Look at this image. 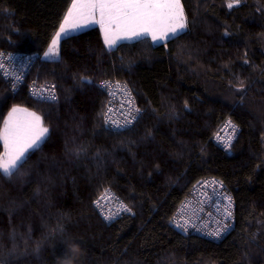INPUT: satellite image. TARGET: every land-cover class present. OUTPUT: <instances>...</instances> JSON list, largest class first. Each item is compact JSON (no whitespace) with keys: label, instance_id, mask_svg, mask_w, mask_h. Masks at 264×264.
I'll list each match as a JSON object with an SVG mask.
<instances>
[{"label":"trees","instance_id":"trees-1","mask_svg":"<svg viewBox=\"0 0 264 264\" xmlns=\"http://www.w3.org/2000/svg\"><path fill=\"white\" fill-rule=\"evenodd\" d=\"M232 2L182 0L188 28L161 43L143 36L109 48L94 25L48 58L73 0H0V53L37 54L28 78L58 93L33 99L0 71V132L15 106L48 128L12 175L0 171V264H264V0ZM110 78L137 100L129 128L105 122ZM228 118L239 132L227 152L214 135ZM209 176L237 204L220 241L171 223ZM105 188L133 212L106 221L95 207Z\"/></svg>","mask_w":264,"mask_h":264},{"label":"built area","instance_id":"built-area-1","mask_svg":"<svg viewBox=\"0 0 264 264\" xmlns=\"http://www.w3.org/2000/svg\"><path fill=\"white\" fill-rule=\"evenodd\" d=\"M37 59V54L3 51L0 53V64L3 65L0 67L1 74L15 92L26 84L28 94L33 99L56 101L58 93L54 82H40L37 79L28 78ZM102 87L108 96L104 112L105 122L116 130L133 126L138 119L140 109L130 86L121 80L110 78L103 81ZM53 96L55 99L51 98ZM128 121L131 122L128 123ZM238 132V124L228 118L218 127L214 140L222 150L228 152ZM105 190H108L107 194ZM101 197L104 199L101 200L100 206H97L96 201ZM228 197L231 198L230 201ZM95 207L109 222L133 212L124 198L111 188H105L101 192L95 200ZM125 207L131 211H126ZM236 210V201L223 180L216 176H209L200 179L191 188L189 194L178 205L171 223L186 233L220 241L235 229ZM229 211L232 213L231 216L227 215ZM109 216L111 218L106 219ZM218 230L220 231L218 236L212 234Z\"/></svg>","mask_w":264,"mask_h":264},{"label":"snow or ice","instance_id":"snow-or-ice-1","mask_svg":"<svg viewBox=\"0 0 264 264\" xmlns=\"http://www.w3.org/2000/svg\"><path fill=\"white\" fill-rule=\"evenodd\" d=\"M239 2L240 0H233L228 7L231 8ZM97 13L99 20L94 19ZM82 20L102 26L104 41L109 48L115 44L113 32L123 33V38L127 39L151 36L154 41H163L172 38L178 34V30L187 27L182 0H74L59 30L52 38L45 56L57 57L61 39L67 38L73 29L81 27ZM0 67L3 65L0 64ZM51 98L55 99L54 96ZM12 111L24 112L28 119L24 122L5 121L4 130L0 132V139L3 140L6 149V158L0 157V171L5 175H12L22 165L24 152L28 148H39L48 132V128L43 126L42 118L35 112H27L26 109L19 108H14ZM107 191L105 190L106 194ZM103 199L104 197H101L96 201L97 206H100ZM228 199L231 200L230 197ZM125 210L131 211L126 207ZM227 215L231 216L232 213L229 211ZM110 218V216L106 217V219ZM212 234L218 236L220 231Z\"/></svg>","mask_w":264,"mask_h":264},{"label":"rangeland","instance_id":"rangeland-1","mask_svg":"<svg viewBox=\"0 0 264 264\" xmlns=\"http://www.w3.org/2000/svg\"><path fill=\"white\" fill-rule=\"evenodd\" d=\"M185 14H186V13H185ZM186 17H187V16H186ZM94 19H95V20H99V19H100L98 13H97L96 16L94 17ZM80 23H81V25H82L80 28H84L85 26H87V24H98V23L87 22V21H83V20L80 21ZM187 28H188V21H187V27H186L185 29H183V30H178V34H179L180 32L185 31ZM75 30H76V29H73V30L71 31V34H72V32H75ZM103 32H104V30H103ZM123 35H124L123 33H116V32H113V33H112V36H113V38L115 39V44H114L112 47L116 46V45H117L119 42H121V41L137 39L136 37H132V38H130V39L123 38ZM169 35L171 36V33H170ZM176 35H177V34H176ZM172 37H173V36H172ZM139 38H140V37H139ZM61 40H62V39H61ZM166 40H168V39H165V40H163V41H154V40H153V42H154V43H161V42H164V41H166ZM60 42H61V41H60ZM59 45H60V43H59ZM47 51H48V50H47ZM47 51H46V52H47ZM58 57H59V54H58V56L55 57V58H58ZM48 58H52V57H48ZM14 108L26 109L27 112H34V111H32V110H30V109H28V108H26V107H23V106H15V107H13V108L11 109V111L9 112L6 121H10V122L20 121V122H24V121H26V120L28 119L27 114L24 113V112H16V113H13L12 110H13ZM36 114H37V113H36ZM37 115H39V114H37ZM39 116H40V115H39ZM43 126H44V125H43ZM4 127H5V124L3 125V128H2V130H1V132H3ZM44 127H46V126H44ZM47 134H48V132L46 133L45 137L47 136ZM45 137L43 138V140L45 139ZM1 141L3 142L2 139H1ZM3 145H4V142H3ZM30 149H32V148H28L27 151L24 152L23 159H24L26 153L28 152V150H30ZM5 154H6V149H5V146H4V151H3L1 157H5ZM5 158H6V157H5Z\"/></svg>","mask_w":264,"mask_h":264},{"label":"crops","instance_id":"crops-1","mask_svg":"<svg viewBox=\"0 0 264 264\" xmlns=\"http://www.w3.org/2000/svg\"><path fill=\"white\" fill-rule=\"evenodd\" d=\"M73 2H74V0H73ZM185 11V10H184ZM94 25H98V26H100V28H101V30H102V32H103V28H102V26L100 25V24H87V26H85L84 28H80V27H78V28H75L76 30H75V32H78V31H80V30H83V29H85V28H87V27H90V26H94ZM75 32H72V33H75ZM103 36H104V32H103ZM151 37V36H150ZM108 46V45H107ZM109 47V46H108ZM45 56V55H44ZM44 56H42V57H44ZM46 57V56H45Z\"/></svg>","mask_w":264,"mask_h":264},{"label":"water","instance_id":"water-1","mask_svg":"<svg viewBox=\"0 0 264 264\" xmlns=\"http://www.w3.org/2000/svg\"><path fill=\"white\" fill-rule=\"evenodd\" d=\"M84 81H90L89 79L84 78ZM174 229H176L177 231H179L182 234H187L186 232H184L182 229H180L179 227L172 225Z\"/></svg>","mask_w":264,"mask_h":264}]
</instances>
